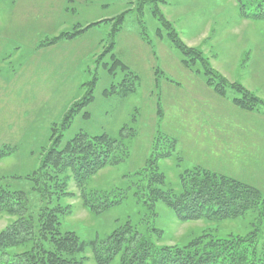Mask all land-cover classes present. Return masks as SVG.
Masks as SVG:
<instances>
[{
    "label": "rangeland",
    "instance_id": "374dc122",
    "mask_svg": "<svg viewBox=\"0 0 264 264\" xmlns=\"http://www.w3.org/2000/svg\"><path fill=\"white\" fill-rule=\"evenodd\" d=\"M261 14L264 0H0V151L11 152L0 188L25 193L35 216L69 208L60 230L86 245L76 264H98L93 244L128 223L160 247L245 239L256 215L182 222L145 190L156 173L179 195L183 176L201 171L264 197ZM78 134L119 140L123 161L83 190L61 176L67 196L43 199L30 177L56 140L62 149ZM120 193L100 215L84 203ZM15 220L0 213V232Z\"/></svg>",
    "mask_w": 264,
    "mask_h": 264
},
{
    "label": "trees",
    "instance_id": "16d2710c",
    "mask_svg": "<svg viewBox=\"0 0 264 264\" xmlns=\"http://www.w3.org/2000/svg\"><path fill=\"white\" fill-rule=\"evenodd\" d=\"M242 13L249 18L243 8ZM254 18L262 20L264 14ZM124 150L122 142L107 135L78 134L62 149L60 140H56L29 180L43 199L60 200L67 194L66 185L59 184V177L70 174L83 190L98 172L120 164ZM10 154L7 150L0 151V161ZM147 183L145 191L151 207L162 203L182 222L236 220L253 214L258 219L255 232L245 239H211L206 243L197 240L184 248H170L158 246L128 223L106 240L93 244L98 264H111L117 258L120 264H264V249L258 251L260 237L264 235V197L258 190L237 180L201 171L183 176L179 195L160 188L163 177L156 173L148 176ZM94 196H85L84 203L97 215L118 207L124 199L120 193L113 198H99L102 201L97 203ZM68 209L48 204L35 216L25 193L0 188V213L16 218L0 232V264H76L74 257L83 253L86 245L74 233L61 232L60 219L68 215ZM19 248L28 250L13 256L6 253Z\"/></svg>",
    "mask_w": 264,
    "mask_h": 264
}]
</instances>
